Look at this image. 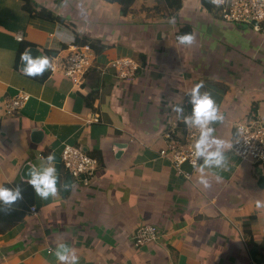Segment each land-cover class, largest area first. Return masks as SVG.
I'll list each match as a JSON object with an SVG mask.
<instances>
[{
	"label": "crops",
	"instance_id": "0c3cea01",
	"mask_svg": "<svg viewBox=\"0 0 264 264\" xmlns=\"http://www.w3.org/2000/svg\"><path fill=\"white\" fill-rule=\"evenodd\" d=\"M42 8L51 20L35 16ZM187 25L194 40L184 46L176 37ZM77 38L106 46L95 53L98 87L90 79L74 87L48 67L23 74L25 49L50 63ZM118 58L139 63L133 80L102 73ZM199 82L224 117L211 136L225 142V161L201 172V156L195 169L183 166L186 179L158 151ZM19 89L30 100L8 115L5 101ZM251 114L264 121V31L224 22L208 0H0V186L19 185L23 195L0 202V264H57L59 243L76 250L79 264H264V171L232 150L236 125ZM65 145L98 160L88 186L65 170ZM49 154L58 194L42 200L23 178L30 165L46 166ZM20 211L25 218L9 226ZM144 226L159 238L138 248Z\"/></svg>",
	"mask_w": 264,
	"mask_h": 264
},
{
	"label": "built area",
	"instance_id": "2783aa9c",
	"mask_svg": "<svg viewBox=\"0 0 264 264\" xmlns=\"http://www.w3.org/2000/svg\"><path fill=\"white\" fill-rule=\"evenodd\" d=\"M218 9L222 20L229 24L250 28L256 33L264 31V0H208ZM17 40H24L19 34ZM96 54L90 45H72L66 49L65 55H57L51 59V73H59L71 79L73 86L81 88L86 83L89 71L95 66ZM138 62L131 58H118L112 61L102 73L111 71L122 81L133 80L140 70ZM30 100V95L23 89L12 99L5 101L8 115L20 112ZM189 101L185 103L186 113L177 120L168 122L164 129V146L158 151L161 158L168 160L175 171L190 179L191 175L183 171V166L192 169L198 167L201 157L194 154L193 145L200 135L198 126L184 123V117H190L187 111ZM96 121H98V116ZM209 127L213 129V124ZM233 152L244 161H252L264 171V121L256 114L249 115L236 125V136L232 143ZM62 162L68 174L84 186H88L95 176L99 162L88 155L80 147L65 145L62 151ZM195 164V167H194ZM31 213L37 215V208L31 207ZM159 232L154 226L140 228L134 238L138 248L149 246L158 241Z\"/></svg>",
	"mask_w": 264,
	"mask_h": 264
},
{
	"label": "clouds",
	"instance_id": "9594fccd",
	"mask_svg": "<svg viewBox=\"0 0 264 264\" xmlns=\"http://www.w3.org/2000/svg\"><path fill=\"white\" fill-rule=\"evenodd\" d=\"M174 22V18H173ZM177 43L184 46L192 44L194 37L191 33L179 34L176 37ZM20 61L27 62V65L22 69L26 76H33L43 72L46 67H51L49 58L43 56L42 58L33 60L29 54V49H25L20 54ZM203 82L195 83L190 94V103L192 105V115L184 117V123L188 125L198 126L200 135L196 139L193 149L194 154L198 157H204V164L200 166V171L203 172L205 167L215 166L216 168L223 167L225 156L221 151V147L225 144L224 141L212 137L213 129L209 127L210 123L223 120V115L219 112L214 99L208 92H201ZM173 111L178 115L183 113L184 108L180 105H173ZM212 145H216L215 151H209ZM230 147V145H229ZM46 166H33L27 169L23 179L34 190L35 196L42 200L48 199L50 196L54 197L58 194V176L54 165L55 156L49 154L43 157ZM195 167V164H194ZM219 179V177H217ZM205 187L208 186L206 179L201 178L200 181ZM66 187V186H65ZM22 189L19 185L15 187L0 186V202L6 205H12L17 200H22ZM261 206V202L257 201V207ZM57 264H79V256L76 250L71 248L66 243H59L52 250Z\"/></svg>",
	"mask_w": 264,
	"mask_h": 264
},
{
	"label": "trees",
	"instance_id": "16d2710c",
	"mask_svg": "<svg viewBox=\"0 0 264 264\" xmlns=\"http://www.w3.org/2000/svg\"><path fill=\"white\" fill-rule=\"evenodd\" d=\"M115 1H120L122 3L125 4V2L127 4H130L132 2V0H115ZM207 4V1H206ZM125 12V11H124ZM35 16L40 17L42 19H46V20H51L53 18L52 13L48 12L46 9L42 8L41 10H36L35 11ZM184 33H191L192 34V28L190 26H186L184 28H182L181 30H179V34H184ZM76 45H90L92 47V49L95 51L96 54L100 55L105 49L106 46L99 40L96 39H89V38H83V40L77 38L76 42L74 43ZM66 48H64L65 50ZM55 55L57 54H53L52 56L55 57ZM97 65H95L88 73L87 75V79H90V83L96 85L97 87L100 85L101 82V75L98 71V68L96 67ZM99 73V74H98ZM95 77V78H94ZM90 84V85H91ZM189 101V106L187 107L188 112L192 115V105L190 103V99L188 98ZM26 211V210H25ZM25 211H20L16 213V217L14 218H10L9 220V226H12L20 221H22L25 218Z\"/></svg>",
	"mask_w": 264,
	"mask_h": 264
},
{
	"label": "rangeland",
	"instance_id": "374dc122",
	"mask_svg": "<svg viewBox=\"0 0 264 264\" xmlns=\"http://www.w3.org/2000/svg\"><path fill=\"white\" fill-rule=\"evenodd\" d=\"M260 166V165H259Z\"/></svg>",
	"mask_w": 264,
	"mask_h": 264
}]
</instances>
